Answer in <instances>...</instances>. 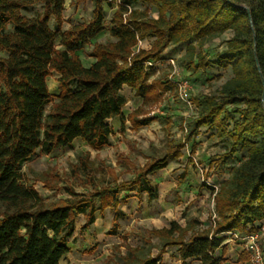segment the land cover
<instances>
[{
  "label": "trees",
  "instance_id": "obj_1",
  "mask_svg": "<svg viewBox=\"0 0 264 264\" xmlns=\"http://www.w3.org/2000/svg\"><path fill=\"white\" fill-rule=\"evenodd\" d=\"M135 1L147 8H131ZM36 2L42 11L25 14ZM104 2L113 0H95L88 21L62 30L65 0H0V264H60L70 251L76 219L85 216L83 228L95 221L96 198L101 212L107 207L114 212L116 223L125 215L119 207L122 189L137 186L140 194L156 198L149 175L181 156L200 126L224 129L231 120L228 153L245 149L246 156L230 165L218 187L208 185L215 217L208 222L193 218L185 225L171 220L152 229L160 241L156 256L152 241L129 247L123 256V264H165L160 256L173 246L180 264H224L221 251L228 234L251 233L264 224V0H121L110 21L114 40L102 42ZM149 6L156 7V16ZM227 31L232 34L218 60L229 64L231 76L217 92L197 97L190 132L163 157L146 162L130 180L89 193L68 188L70 197L56 201H46L26 181L22 167L39 149L72 147L78 138L102 149L115 132L109 119L129 120L137 128L147 123L138 119L143 107L125 115L123 88H132L144 104L158 101L169 80L152 77L153 63L165 50L186 44L188 67L204 70L209 65L204 43ZM146 37H153L151 46L137 48ZM88 43L87 56L93 59L87 64L80 52ZM52 71L58 73L56 96L48 85ZM229 155L216 162L225 163Z\"/></svg>",
  "mask_w": 264,
  "mask_h": 264
},
{
  "label": "rangeland",
  "instance_id": "obj_2",
  "mask_svg": "<svg viewBox=\"0 0 264 264\" xmlns=\"http://www.w3.org/2000/svg\"><path fill=\"white\" fill-rule=\"evenodd\" d=\"M120 1L113 0L112 4L104 2L105 29L99 34L98 41L114 40L109 27ZM94 5L95 0H65L61 29L88 21L92 17ZM130 7L143 10L147 4L135 1ZM41 11V3L36 2L24 13L33 15ZM149 11L152 16L158 14L154 6H149ZM51 25L56 28L55 20L51 21ZM231 34L232 31H227L204 43L202 52L205 60L209 61L204 70L188 67L184 60L186 44L170 45L162 59L153 63L152 77L169 80L161 89L158 101L144 104L143 99L129 86L122 90L127 98L125 115L143 107L144 111L138 119H145L147 123L137 128L129 120L122 124L120 118L111 119L115 132L110 145L102 149H94L79 138L72 147L57 148L51 152L39 149L22 167L26 181L46 201H56L70 197L68 188L79 193H89L103 186L130 180L146 162L163 157L172 144L186 138L190 132V119L199 109L197 97L217 92L231 76L229 64L218 60L221 51L226 48L225 40ZM152 42L153 37L143 38L137 48H149ZM91 49L88 43L80 52L87 64L91 60L87 56ZM57 77L56 71H52L48 77L49 89L54 96L59 92ZM183 83L187 84L185 92L180 89ZM50 107L51 104L46 107V112ZM232 127L231 120L224 129L200 126L196 135L182 148L181 156L171 158L165 168L149 175L158 189L156 198H150L147 192L140 194L137 186L122 189L119 193V207L125 215L116 223L114 212L109 207L101 212L100 200L96 198L95 221L83 228L85 216L81 214L76 219L75 232L68 242L70 251L61 259L60 264H123V256L128 253L129 247L148 245V241L156 245L152 248L153 256H156L160 241L152 233L153 228L168 226L171 220H177L182 225L193 218L210 221L215 217L214 195L208 185L218 187L228 177L230 165L246 156L245 149L232 156L228 153V131ZM225 155H229L225 163L216 162ZM260 231L259 241L264 250V224ZM228 236L232 239L231 243L243 247L244 242L240 236ZM223 257L224 264L237 263L234 256ZM160 259L165 264H179L176 247H167ZM240 260V264H251L250 253L243 249Z\"/></svg>",
  "mask_w": 264,
  "mask_h": 264
},
{
  "label": "built area",
  "instance_id": "obj_3",
  "mask_svg": "<svg viewBox=\"0 0 264 264\" xmlns=\"http://www.w3.org/2000/svg\"><path fill=\"white\" fill-rule=\"evenodd\" d=\"M186 83L180 84V89L186 90ZM183 94V93H182ZM240 236L244 242V250L250 253L251 264H264V250L260 245L259 236L261 231H254L247 234L232 233Z\"/></svg>",
  "mask_w": 264,
  "mask_h": 264
},
{
  "label": "crops",
  "instance_id": "obj_4",
  "mask_svg": "<svg viewBox=\"0 0 264 264\" xmlns=\"http://www.w3.org/2000/svg\"><path fill=\"white\" fill-rule=\"evenodd\" d=\"M90 58L93 59L92 57H90ZM115 118H119V117H115ZM110 120L111 119H109V122H110ZM231 240L232 239L229 236H227L226 240L224 241L226 246L221 252H222V254H224L223 256H225V257L234 256L233 259L237 262L236 264H240V263H242V261L240 260V255H241V251L244 249V247L239 248L240 245H237L236 243H231ZM177 258H178L177 263L180 264V259H179L178 253H177ZM198 263H199L198 260H192L191 264H198Z\"/></svg>",
  "mask_w": 264,
  "mask_h": 264
}]
</instances>
